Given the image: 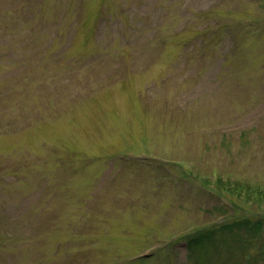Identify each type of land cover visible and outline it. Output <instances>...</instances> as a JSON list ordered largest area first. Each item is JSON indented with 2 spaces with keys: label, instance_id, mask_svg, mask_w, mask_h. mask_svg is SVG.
Listing matches in <instances>:
<instances>
[{
  "label": "rangeland",
  "instance_id": "rangeland-1",
  "mask_svg": "<svg viewBox=\"0 0 264 264\" xmlns=\"http://www.w3.org/2000/svg\"><path fill=\"white\" fill-rule=\"evenodd\" d=\"M236 185L264 190V0H0V264H264V225L188 247L264 220Z\"/></svg>",
  "mask_w": 264,
  "mask_h": 264
},
{
  "label": "trees",
  "instance_id": "trees-1",
  "mask_svg": "<svg viewBox=\"0 0 264 264\" xmlns=\"http://www.w3.org/2000/svg\"><path fill=\"white\" fill-rule=\"evenodd\" d=\"M218 184L221 180L217 181ZM220 185V184H219ZM236 190V191H235ZM234 189H229V191L235 193L238 196L243 197L241 195V191H245L244 200L250 201L253 200L256 203L264 204V190L259 188H251L247 187L246 189H242L239 186H235ZM264 225V220H253L250 217H245L243 220H236L232 222H222L219 227L214 229H206L202 230L200 234L194 236L193 238H186L188 247L193 249L194 245L204 246L205 243L210 242L211 240H216L218 233H226V232H234L236 229H244L245 232L250 233L251 235L259 234L260 230Z\"/></svg>",
  "mask_w": 264,
  "mask_h": 264
}]
</instances>
